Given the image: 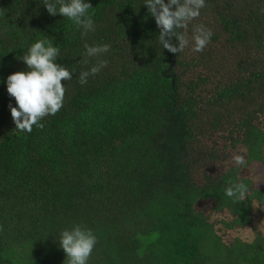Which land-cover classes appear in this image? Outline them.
I'll use <instances>...</instances> for the list:
<instances>
[{
  "label": "trees",
  "instance_id": "trees-1",
  "mask_svg": "<svg viewBox=\"0 0 264 264\" xmlns=\"http://www.w3.org/2000/svg\"><path fill=\"white\" fill-rule=\"evenodd\" d=\"M84 2L95 31L82 37L42 0H0V264H68L59 238L75 225L97 238L87 264H264V235L225 244L195 210L212 201L233 217L226 228L242 227L252 200L264 204L262 192L227 197L231 184L250 188L236 168L194 178L216 158L201 147L202 128L217 130L227 111L238 116L231 125L247 162L264 160V132L254 125L264 113V0H205L199 18L213 19L211 40L242 56L228 77L217 71L189 83L175 74L182 63L162 49L145 0ZM45 37L72 79L62 82L63 106L40 121L44 127L21 132L6 80L28 70L21 58ZM85 43L110 50L86 57ZM100 60L107 66L81 85V71Z\"/></svg>",
  "mask_w": 264,
  "mask_h": 264
},
{
  "label": "clouds",
  "instance_id": "clouds-1",
  "mask_svg": "<svg viewBox=\"0 0 264 264\" xmlns=\"http://www.w3.org/2000/svg\"><path fill=\"white\" fill-rule=\"evenodd\" d=\"M42 3L49 15L67 17L83 29L82 37L95 31L88 11L92 8L90 3L84 0H42ZM145 5L160 29L159 41L162 49L178 54L189 46L190 41L186 33L176 30H186L200 16L205 0H167V3L165 0H145ZM192 32L193 51H203L210 43L212 30L199 24L193 27ZM52 40L45 37L32 44L27 54L21 58L28 70L7 77V93L16 102V107L9 104V109L12 122L18 131L31 133L34 125L42 129L44 125L40 121L46 116L55 115L63 106L66 88L62 82L71 80L72 73L66 66L56 62L60 49L53 46ZM84 48L86 57H99L110 50V45L90 46L85 43ZM82 62L87 64L88 60ZM106 66L107 61L100 60L89 70L81 71L79 83L86 84L90 75L98 74ZM233 160L238 166L245 164L243 156H234ZM248 191V186L239 182L231 184L225 190V195L243 201ZM96 243L97 238L93 232L81 225L63 230L59 238L68 264H87Z\"/></svg>",
  "mask_w": 264,
  "mask_h": 264
},
{
  "label": "rangeland",
  "instance_id": "rangeland-1",
  "mask_svg": "<svg viewBox=\"0 0 264 264\" xmlns=\"http://www.w3.org/2000/svg\"><path fill=\"white\" fill-rule=\"evenodd\" d=\"M200 17V16H199ZM193 20L188 28L180 29V32L186 33L189 38V46L182 52L176 54L181 66L175 68V74L180 79L181 83H189L196 81L199 77L215 76L219 72V77H228L235 73L234 67L231 66V61L239 59L242 54L232 51L223 39L211 40L210 43L201 52L193 51L191 36L195 25H199L197 21L206 23V28H211L213 19L205 16ZM202 59V61H201ZM210 87L201 88L202 94H207ZM231 111L224 113L226 117L217 130H213L209 125L203 127L199 141L202 149H206L208 155L216 156L213 160L202 162L200 169L195 173V181L202 183L205 176L216 177L225 173L230 168L238 169L239 179L250 181V190L252 192L260 190L264 194V160L263 162H247V151L237 141L241 140V134L231 125H236L238 116L228 118ZM254 125L264 132V113L257 116ZM243 156L245 164L238 166L234 160V156ZM264 157V148L263 153ZM205 158V156H204ZM250 192V193H252ZM197 213L202 214L207 222L214 226L216 234L221 237L225 244H231L235 241L243 243H252L257 235H264V204L256 200H252L250 209V223L242 227L233 229L226 228L223 223H229L233 217L227 212H216L213 209L212 201H200L195 205Z\"/></svg>",
  "mask_w": 264,
  "mask_h": 264
},
{
  "label": "flooded vegetation",
  "instance_id": "flooded-vegetation-1",
  "mask_svg": "<svg viewBox=\"0 0 264 264\" xmlns=\"http://www.w3.org/2000/svg\"><path fill=\"white\" fill-rule=\"evenodd\" d=\"M258 191H260V190H258ZM261 192V191H260ZM263 194V193H262ZM264 195V194H263Z\"/></svg>",
  "mask_w": 264,
  "mask_h": 264
}]
</instances>
